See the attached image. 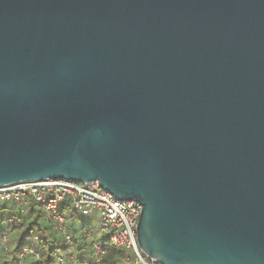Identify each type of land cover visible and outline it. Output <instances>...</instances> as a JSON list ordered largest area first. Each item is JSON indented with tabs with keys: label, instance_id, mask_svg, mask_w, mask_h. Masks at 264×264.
<instances>
[{
	"label": "water",
	"instance_id": "obj_1",
	"mask_svg": "<svg viewBox=\"0 0 264 264\" xmlns=\"http://www.w3.org/2000/svg\"><path fill=\"white\" fill-rule=\"evenodd\" d=\"M141 205L160 264H264V0H0V187Z\"/></svg>",
	"mask_w": 264,
	"mask_h": 264
},
{
	"label": "built area",
	"instance_id": "obj_2",
	"mask_svg": "<svg viewBox=\"0 0 264 264\" xmlns=\"http://www.w3.org/2000/svg\"><path fill=\"white\" fill-rule=\"evenodd\" d=\"M38 203L43 210L57 221L56 227L62 232L66 243L73 241L66 231L64 216L60 212L63 205H71L74 210L85 206L98 210L100 215V231L108 236L109 242L124 249L128 254L125 262L132 264H160L147 257L139 248L136 238V224L141 211V205L136 200H116L112 193L103 190L97 181L93 183L65 181V179L22 182L14 185L0 187V210L3 204L13 200L24 212L28 200ZM13 219L20 221L21 217ZM6 240L4 236L0 242ZM70 251V247L68 248ZM105 250L100 242H92L94 264H99ZM30 255L38 258V253L30 246H24L19 252V257ZM57 264H63L59 257ZM73 264V263H72Z\"/></svg>",
	"mask_w": 264,
	"mask_h": 264
},
{
	"label": "trees",
	"instance_id": "obj_3",
	"mask_svg": "<svg viewBox=\"0 0 264 264\" xmlns=\"http://www.w3.org/2000/svg\"><path fill=\"white\" fill-rule=\"evenodd\" d=\"M69 207L61 206L60 212L64 216L72 244L66 243L62 232L56 227L57 221L38 203L29 199L21 213L20 207L13 200L5 202L0 210V240L6 236L5 242L9 246L6 249L0 248V264H57L59 257L63 258V264H94L92 242L96 240H88L89 231L84 223L81 226L75 225L76 212L73 208L68 211ZM65 211L70 214V222ZM16 215L21 217L20 221L13 219ZM40 218H46L47 223L40 224ZM100 245L105 252L99 264H132L124 260L128 253L113 246L108 236L104 235ZM24 246L32 247L38 253V258L30 255L19 257Z\"/></svg>",
	"mask_w": 264,
	"mask_h": 264
},
{
	"label": "rangeland",
	"instance_id": "obj_4",
	"mask_svg": "<svg viewBox=\"0 0 264 264\" xmlns=\"http://www.w3.org/2000/svg\"><path fill=\"white\" fill-rule=\"evenodd\" d=\"M67 210L71 211L72 207H69ZM75 212H76V218L74 223L76 226H81L83 223L86 225V228L89 231L88 240L89 241L96 240L98 242H102V240L104 239V233L100 231V215L98 210L89 206H85L80 210H75ZM65 215L67 217L68 222H70V214L68 215V212H66ZM39 223L45 224L47 223V219L40 218ZM7 246H9L8 242L3 241L0 243V248L6 249Z\"/></svg>",
	"mask_w": 264,
	"mask_h": 264
}]
</instances>
